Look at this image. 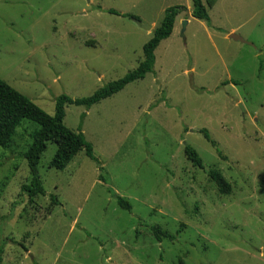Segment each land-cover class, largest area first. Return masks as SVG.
<instances>
[{"label":"rangeland","instance_id":"374dc122","mask_svg":"<svg viewBox=\"0 0 264 264\" xmlns=\"http://www.w3.org/2000/svg\"><path fill=\"white\" fill-rule=\"evenodd\" d=\"M201 1L210 27L191 17V0H0V79L50 116L60 95L90 97L133 71L164 11L185 8L151 74L89 109L65 107L99 165L81 151L51 169L48 144L45 195L29 201L23 157L37 125L23 121L0 147L2 264H264V0ZM182 224L173 242L151 233Z\"/></svg>","mask_w":264,"mask_h":264},{"label":"trees","instance_id":"16d2710c","mask_svg":"<svg viewBox=\"0 0 264 264\" xmlns=\"http://www.w3.org/2000/svg\"><path fill=\"white\" fill-rule=\"evenodd\" d=\"M192 8L190 15L192 18L204 22L210 27V18L205 6L201 0H191ZM109 14L120 15L114 10H108ZM185 12L182 6H173L164 11L163 19L157 29L154 30L152 38L143 45V59L138 66L131 72H128L123 78L110 82L97 90L93 95L81 99H71L66 95H60L55 100L54 114L52 116L43 112L35 104H33L26 96L14 90L7 83L0 79V147L6 148L12 141L16 129L23 121H30L37 125L38 130L32 136V142L24 154V160L30 175V182L22 186L21 190L26 194L29 201L44 196L45 191L39 176L38 164L45 152L48 144H54L56 151L52 160L49 163L51 169L63 171L73 160V158L81 151L84 155L98 163L93 154L92 145L87 142L80 128L77 131H72L64 124L65 107L73 105L89 109L95 104L114 96L123 90L127 85L143 80L148 74L153 72L155 64L154 52L160 43L168 39L174 28L176 18ZM131 20H136L134 16H128ZM239 85L236 81L224 83L227 85ZM203 138L215 148L220 156V151L217 149L206 130H202ZM184 153L187 159L198 169H203L202 160L197 152L190 146L184 147ZM99 179L107 183V178L102 174V168ZM212 181L225 193H229V187L222 177L215 171L210 172ZM118 205L125 210H130V204L120 197H116ZM51 206H59L55 197H50ZM184 225H180L174 234L163 231L160 227H151V233L154 239L161 243L164 240L176 241L177 237L184 231ZM3 248H0V264H2Z\"/></svg>","mask_w":264,"mask_h":264},{"label":"water","instance_id":"95a60500","mask_svg":"<svg viewBox=\"0 0 264 264\" xmlns=\"http://www.w3.org/2000/svg\"><path fill=\"white\" fill-rule=\"evenodd\" d=\"M133 21H134V22L136 23V25H138L141 29L146 30V31H150V30H151V27H149V26H142V25H140L139 21H137V20H133ZM186 23H187L186 21H183V22H182V26L185 27ZM228 39H230V40H232V41H234V42H239V43H242V44H248V45H251L250 43L244 41L240 36H238V35H236V34H231V35H229V36H228Z\"/></svg>","mask_w":264,"mask_h":264}]
</instances>
